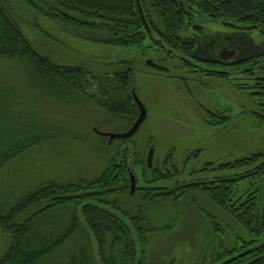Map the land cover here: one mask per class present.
<instances>
[{
  "label": "trees",
  "instance_id": "obj_1",
  "mask_svg": "<svg viewBox=\"0 0 264 264\" xmlns=\"http://www.w3.org/2000/svg\"><path fill=\"white\" fill-rule=\"evenodd\" d=\"M182 1L184 5L172 0H3L21 29L0 3V65L14 64L26 86L39 95L66 108L93 105L105 116L129 124V131L139 116L133 98L135 64L123 61L124 57L95 71L57 64L35 50L23 25L40 27L41 22L48 21L92 44L163 54L165 61H183L189 56L186 51L191 42L182 34L188 32L189 23H197L195 16L207 26L228 23L233 38L250 48L254 33L264 36V0ZM147 41L149 46H145ZM256 54L250 55L247 63L239 57L236 65L240 66L226 70L230 72L227 76L217 72V67L212 72L211 68L207 70V76L230 81L236 90L248 95L253 102L248 115L264 129V93L242 86L240 78L246 71L264 66V59L260 62ZM191 65L187 60L185 67ZM8 91L14 90L0 84V100ZM3 108L4 103H0V111ZM228 114L226 110H208L205 122L212 125V119L214 125L224 126L230 121ZM3 119L0 112V264H149L153 259L147 252L150 242L162 233L174 232V225L185 219L189 208L207 221L195 264H222L252 247H256L252 253L263 248L264 152L217 168L213 164L194 166L190 172L188 163L182 169L172 165L171 156L164 164L170 163L168 170L164 166L150 168L148 157L145 163L146 157L135 146L133 150L122 148L135 136L110 143L95 132L103 130L92 125L90 135L101 141L99 152L107 157L97 178L64 183L52 178L15 192L9 189L7 179L19 161L39 145L66 137L78 141L79 137L39 120L15 119L7 125ZM132 163L146 167L147 179L146 187L133 196L126 192ZM239 169L241 174L237 176H213L215 172ZM161 183L164 185L158 188ZM200 199L217 213L204 209ZM235 200L247 209L246 213L239 215L241 208L236 211L239 206ZM171 204L179 208L176 214L168 210ZM237 261L240 259L229 264ZM152 264L180 262L174 257Z\"/></svg>",
  "mask_w": 264,
  "mask_h": 264
},
{
  "label": "rangeland",
  "instance_id": "obj_2",
  "mask_svg": "<svg viewBox=\"0 0 264 264\" xmlns=\"http://www.w3.org/2000/svg\"><path fill=\"white\" fill-rule=\"evenodd\" d=\"M23 28L35 50L57 64L92 71L122 57L123 61H132L135 64V91L147 108L148 118L131 143L122 148L133 150L135 146L140 155L146 157L145 163L152 145L156 147L152 165L163 167L171 156L172 165H177L180 169L188 163L187 172L194 166L202 168L213 164L217 168L258 151L264 152V129L256 125L248 115L253 108L251 98L236 90L230 81L223 82L222 79L207 76V70L211 68L209 72H212L215 67H205V63L197 61L192 63L190 54L188 57L181 56L183 61H165L166 56L163 54L92 44L72 33H66L48 21L33 28L24 23ZM207 28L212 32H233L221 23H209ZM252 37V52L249 56L256 53L259 42L258 33H254ZM149 44L147 41L145 46ZM149 60L167 70L149 67ZM187 60L192 64L190 68L185 67ZM216 70L222 72L224 69L217 67ZM0 84L14 90L12 93L8 91L7 97L0 100V103H4V108L0 111L5 118L2 122L9 125L15 119L39 120L41 123L66 128L64 132L79 137L78 141L66 137L44 143L19 161L7 179L9 189L15 192L49 182L52 178L61 181L60 183L97 178L106 166L107 157L99 152L101 141L90 135L94 128L92 125L100 127L103 133L111 134H123L129 128V124L105 116L93 105L66 108L39 95L26 86L20 70L14 64L0 65ZM208 110L212 113L226 110L230 115L229 123L217 126L212 119V125L206 123L205 119H209ZM144 167L134 166L132 163L133 174L138 179L135 194H140L141 188L146 187ZM169 167L170 163L163 168L168 170ZM240 170L219 171L213 173V176L233 177L241 174ZM127 181L126 192L130 194L129 176ZM158 185L159 188L164 184ZM200 201L204 209L206 207L208 211L217 213L207 201ZM234 202L238 204L239 201ZM237 206L239 207H236V211L241 208V204ZM168 210L176 214L179 208L171 204ZM194 210H186L185 219L187 215L190 217L186 220L180 219L174 225V232L154 237L147 249L148 257L153 258L149 264L156 263L159 259L169 261L174 257L180 264H195V258L200 253L198 249H201L204 242L207 221L200 219Z\"/></svg>",
  "mask_w": 264,
  "mask_h": 264
},
{
  "label": "flooded vegetation",
  "instance_id": "obj_3",
  "mask_svg": "<svg viewBox=\"0 0 264 264\" xmlns=\"http://www.w3.org/2000/svg\"><path fill=\"white\" fill-rule=\"evenodd\" d=\"M172 1H174L177 5L183 4L181 0ZM194 20L197 23H189L188 32L182 34V37L185 40L191 42V48L187 49V53L190 54L192 63L193 61H197L201 63L212 64L211 66L213 67H220L224 69L222 72H224V74L227 76L228 72L232 68H235V66H240L236 65L239 64L237 61L239 57L241 61H244L245 63L249 62L247 61L249 57L248 54L252 52V48L248 47L244 41L233 38L231 31L228 33L217 31L212 32L209 28H207L205 22L199 19L198 16H195ZM225 26L230 29V25L228 23H225ZM150 36L152 37V34H150ZM161 37L167 38L169 36L162 34ZM258 41L256 55L259 57L257 59L261 62L264 59V36H259ZM226 70L229 71L227 72ZM251 70H248L249 73L246 71V75L241 77V85L245 86L246 88H248V86L255 87L264 93V66L261 64L254 72ZM240 200L242 201V199ZM246 212L247 209L242 206L239 215H242V213ZM255 248L256 247H252L251 249ZM252 252L253 251H251V253L245 257L240 258V262L237 261L238 264H264V247L255 253Z\"/></svg>",
  "mask_w": 264,
  "mask_h": 264
},
{
  "label": "water",
  "instance_id": "obj_4",
  "mask_svg": "<svg viewBox=\"0 0 264 264\" xmlns=\"http://www.w3.org/2000/svg\"><path fill=\"white\" fill-rule=\"evenodd\" d=\"M0 3L2 5L4 11L6 12V14L9 16V18L14 22V24L18 28L21 29L20 24L12 16L10 11L6 7V5L4 4L3 0H0ZM140 10H141V7H140ZM141 13H142V10H141ZM142 17L144 19L143 13H142ZM144 22H145V24L147 26V23H146L145 19H144ZM147 65L149 67H152V68H155V69L167 70L165 67H162V66L156 64L153 60L147 61ZM133 98H134L135 104L139 108V116H138L137 120L135 121L134 125L131 127V129L129 131H127V132H125L123 134H111V133H103V132H100V131L95 129V132L97 134L103 136V137L109 138L110 143H112V142H114L116 140H129V139L133 138L134 136H136L139 133V131L141 130V128L144 125V123L146 122L147 118H148V111H147V108L145 107V105L142 103V101L138 97L136 91H133ZM154 153H155V148L152 147L150 149L149 154H148V165H149L150 168H152L153 159H154ZM130 178H131V191H130V194L133 196V195H135L136 189H137V178L135 177V175L131 171H130ZM261 247H264V243L261 245ZM252 250L253 249H250L249 251H246L244 253L236 255L233 258L225 261L222 264H229V263H232V262L236 261L237 259L243 258L246 255H248L249 253H251Z\"/></svg>",
  "mask_w": 264,
  "mask_h": 264
}]
</instances>
